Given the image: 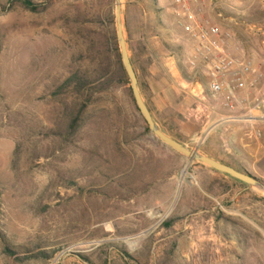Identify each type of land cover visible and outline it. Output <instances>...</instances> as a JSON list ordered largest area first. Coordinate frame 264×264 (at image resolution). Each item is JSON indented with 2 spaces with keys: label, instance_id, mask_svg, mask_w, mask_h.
<instances>
[{
  "label": "rangeland",
  "instance_id": "1",
  "mask_svg": "<svg viewBox=\"0 0 264 264\" xmlns=\"http://www.w3.org/2000/svg\"><path fill=\"white\" fill-rule=\"evenodd\" d=\"M235 1L222 0L220 28L264 96L263 63L232 44L238 19L264 37V0H241L243 15ZM29 2L0 0V264H264V194L151 134L121 65L114 0ZM120 2L154 123L264 184V111L201 141L208 123L187 82L204 79L187 67L171 0Z\"/></svg>",
  "mask_w": 264,
  "mask_h": 264
},
{
  "label": "built area",
  "instance_id": "2",
  "mask_svg": "<svg viewBox=\"0 0 264 264\" xmlns=\"http://www.w3.org/2000/svg\"><path fill=\"white\" fill-rule=\"evenodd\" d=\"M171 5L188 43L187 67L204 79L194 76L187 82L196 111L208 123L199 139L216 125L255 119L264 111V96L257 93L262 74L228 51L229 35L220 28L222 0H171Z\"/></svg>",
  "mask_w": 264,
  "mask_h": 264
},
{
  "label": "water",
  "instance_id": "3",
  "mask_svg": "<svg viewBox=\"0 0 264 264\" xmlns=\"http://www.w3.org/2000/svg\"><path fill=\"white\" fill-rule=\"evenodd\" d=\"M115 2V28H116V38L118 42L119 54L121 65L126 73L127 79L130 83L131 93L136 104V107L145 121L151 134L164 143L174 152L182 155L183 157L189 159L190 161H195L201 163L204 166L224 175H227L243 184L248 186L251 189H257L264 194V184L254 176L249 175L248 173H243L235 170L234 168L220 163L204 154L199 153L197 150H191L186 148L184 145L178 141L165 135L158 126L154 123L148 108L143 102L141 95L138 90L137 78L130 63L126 43L122 34V20H121V3L120 0H114Z\"/></svg>",
  "mask_w": 264,
  "mask_h": 264
},
{
  "label": "crops",
  "instance_id": "4",
  "mask_svg": "<svg viewBox=\"0 0 264 264\" xmlns=\"http://www.w3.org/2000/svg\"><path fill=\"white\" fill-rule=\"evenodd\" d=\"M242 4L243 3L241 0L235 1V5L237 7H235L234 10L238 15H243L244 11L247 8L242 7ZM240 20L238 19L236 21L235 19L236 22H234L232 25L233 33L235 34V38L232 41V44L233 46L236 45L238 47L239 53L244 52L247 56H252L253 59L256 55V60L258 59L261 63H263L262 68L264 69V37L254 35L253 33H251V31H248L249 28L247 26L245 27L243 25V21ZM247 22L249 21L247 20Z\"/></svg>",
  "mask_w": 264,
  "mask_h": 264
},
{
  "label": "trees",
  "instance_id": "5",
  "mask_svg": "<svg viewBox=\"0 0 264 264\" xmlns=\"http://www.w3.org/2000/svg\"><path fill=\"white\" fill-rule=\"evenodd\" d=\"M23 6L28 9V10H33L32 4L29 2V0H23ZM75 78V76L73 77H69L68 79H66L62 85L60 86L62 89L68 87L71 82L73 81V79ZM81 86V85H79Z\"/></svg>",
  "mask_w": 264,
  "mask_h": 264
},
{
  "label": "bare ground",
  "instance_id": "6",
  "mask_svg": "<svg viewBox=\"0 0 264 264\" xmlns=\"http://www.w3.org/2000/svg\"><path fill=\"white\" fill-rule=\"evenodd\" d=\"M121 3V2H120Z\"/></svg>",
  "mask_w": 264,
  "mask_h": 264
}]
</instances>
